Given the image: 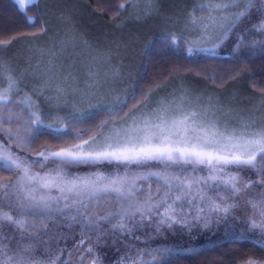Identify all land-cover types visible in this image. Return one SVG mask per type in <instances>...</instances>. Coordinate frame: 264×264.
<instances>
[{
	"label": "snow or ice",
	"instance_id": "snow-or-ice-1",
	"mask_svg": "<svg viewBox=\"0 0 264 264\" xmlns=\"http://www.w3.org/2000/svg\"><path fill=\"white\" fill-rule=\"evenodd\" d=\"M243 2L201 3L188 14L186 28L219 48L225 42L221 36H230L256 6L255 0H247L241 8ZM18 3L23 10L35 0ZM259 3L264 11V0ZM197 12L207 15L197 19ZM255 30L264 32V19ZM178 39L173 34L171 43ZM9 43L0 41V47ZM256 47L264 51V43L254 42L253 50ZM199 50L188 48L189 54ZM43 54L48 55L47 62L37 61L32 68V74L42 80V91L53 92L65 103L71 100L74 109L83 104L89 105L88 110L102 108L108 119L88 139L78 133L80 142L57 151L38 152L31 160L13 152L12 145L21 151L31 147L35 131L42 126L40 113L33 111L28 123L15 134L0 128L7 137V144L0 143V169L16 176L10 185H0L3 196L15 202L22 216L31 215L40 222L28 225L21 216L0 208V264H57L65 251L59 243L68 239L65 230L72 232L77 227L82 237H95V245L86 249L92 264H101L98 248L108 246L109 239L117 252L118 243L127 249L116 264H144L145 255L152 256L154 264L161 250L138 247L135 241L141 236L137 233L210 230L214 224L238 219L236 209L241 206L242 194L252 210L244 221L246 231L259 230L264 236V188L258 196H248L252 186L264 185V124L258 125L255 119H241L238 124L222 119L224 105L212 95L193 96L181 90L157 96L159 84H150L147 91L124 88L110 103H93L112 86L107 76L90 72L81 86L71 73L64 74L56 51ZM18 84L12 70L0 63V104L9 101ZM258 160V179H244L243 170L255 169ZM73 167L89 170L73 173ZM8 207L13 211L11 203ZM4 221L20 235L5 233ZM84 242L81 239L80 244ZM41 245L46 246L47 255L37 259L35 253ZM245 264L256 261L249 259Z\"/></svg>",
	"mask_w": 264,
	"mask_h": 264
},
{
	"label": "rangeland",
	"instance_id": "rangeland-1",
	"mask_svg": "<svg viewBox=\"0 0 264 264\" xmlns=\"http://www.w3.org/2000/svg\"><path fill=\"white\" fill-rule=\"evenodd\" d=\"M15 1L19 6L18 0ZM195 1V7L201 3H209V1L203 0ZM246 2L247 0H244L241 8L245 7ZM255 2L257 5L251 9V15L245 17L230 36H221V39L225 41L222 44H226L225 48H232L238 39L244 44L241 36H245L251 30L253 33L257 32L255 29L261 19H264V11L260 10L259 0H255ZM35 3L38 4L43 19L44 28L42 33L37 38L11 41L7 47H0V63L7 65L19 79L18 88L9 94V101L6 104H0V106L2 105L0 107V128L4 131L11 129L13 134L28 123L29 116L33 111L40 113L42 126L55 129H63L67 124H70L69 122L80 117L85 118L97 112H104L102 108L88 110V104H83L74 109L71 100L65 103L63 100H57L53 92L46 89L42 91V80L32 74V68L36 66L37 61L46 63L49 57L47 54L42 55V53H47L48 50L52 49L58 54L57 63L63 66L64 74L71 73L73 77L78 78L81 86L86 82L90 72L99 73L101 77L107 76L112 81V86L106 88L103 94H98L93 103L102 105L110 103L116 96V91L123 87L126 81L132 79L129 70L134 64L139 43L132 34L134 30L129 24L140 20L137 17L144 13L150 15L153 12L154 1L130 0V5L125 7L121 17L113 25L105 27L102 23L96 21L91 10L75 0H67L66 3L35 0ZM28 5L30 4L25 5L24 9ZM182 9L184 8L182 7ZM182 9L175 12L173 19H171L173 22L171 21V24H167L168 26L162 28L160 33L163 36H170V38L174 34L194 48L216 49L214 48L215 42H206L207 38L200 39L197 31L186 28V20L189 18L188 14L190 12L184 14ZM206 15V12H197L196 18L200 19ZM259 42L264 43V32H262L261 41ZM242 44V48L250 46L249 44L242 46ZM248 49L252 50V47ZM227 68L229 69L230 66ZM232 68L244 70L240 65L232 66ZM224 69H217L216 72L220 74L216 75L213 74L214 72L205 73L203 70L193 71L195 70L193 69L192 76L189 75L185 78L184 76H175L171 78L160 86L155 95L167 96L181 90L188 91L193 96L212 95L217 97L219 103L224 105L222 119L229 120L233 124H238L241 119H255L258 125L264 124V98L258 99L255 93L247 89L243 83H234L236 81L230 83L231 79L226 80L225 74L227 71ZM257 73L260 74V71L258 72V69L255 68V74ZM239 75L240 72L235 77H239ZM214 79L217 81L216 83H213ZM3 86L7 87L6 80L3 81ZM24 110L26 114L23 113ZM105 119L107 120L108 116ZM0 139H2V143L7 144V137L3 133H0ZM260 164L261 162L258 160L255 169L243 170L241 173L243 178L257 180ZM261 188H264V185L255 184L248 190V196H258ZM246 199L247 197L242 194L240 198L241 206L236 209L238 219L229 220L226 224L220 226L214 224L210 230H197L191 234L179 229L162 234L141 232L137 233L141 236V240L135 241V243L140 248L145 241L169 243L175 240L183 242L182 245H184L187 244L186 242L194 240V237L205 241L206 239L217 238L216 235L221 237L227 235L235 239L249 238L264 243V236L260 234L259 230L246 231L247 225L244 221L252 211L246 205ZM75 230H79V228L77 227ZM65 231L67 232V230ZM63 242V240L60 241L59 245ZM108 243V246L100 245L98 248V252L101 248V258L104 263H106V260L112 259L120 253L123 254L127 250L123 243H118L117 246L120 251L117 252L116 248L111 246V239ZM54 248H56L55 243H53ZM40 250L44 255H47L46 246L41 245L37 251ZM161 252L168 255L166 248ZM152 262L153 257H150L144 264H153ZM69 264L79 263L72 259ZM83 264H92V261L88 259Z\"/></svg>",
	"mask_w": 264,
	"mask_h": 264
},
{
	"label": "trees",
	"instance_id": "trees-1",
	"mask_svg": "<svg viewBox=\"0 0 264 264\" xmlns=\"http://www.w3.org/2000/svg\"><path fill=\"white\" fill-rule=\"evenodd\" d=\"M51 1L66 3L67 0ZM75 1L91 10L96 21L102 23L104 27L113 25L121 17L125 7L130 5V0ZM152 1H154L153 12L150 15L144 13L137 17L140 20L129 24L134 30L132 34L136 37L139 45L134 64L129 70L132 79L126 81V84L116 91V94L129 87L143 88L144 91H147L150 84L162 86L175 76H184V78L189 75L192 76L193 71L203 70L205 73L214 72L213 74L216 75L220 74L216 72L217 69L225 68L224 70L227 71L225 74L226 80L231 79L230 83L234 81H236L234 83H243L247 89L255 93L258 99L264 98V51H261L259 47H256L255 50L253 48L252 50L248 49L252 47L254 42L257 44L262 43L259 42L261 41L262 32L253 33L251 30L245 36H241L244 44L240 42L238 45L236 43L232 48H225L226 44H224L219 48L209 49L211 51L205 50V48H197L201 50L189 54V45L185 41L179 39L176 44H172L170 36H163L160 30L173 22L171 19H173L175 12L181 10L182 7L184 8L182 9L184 14L192 12L196 1ZM121 4L125 5L123 9L120 8ZM43 28V19L37 3L30 4L22 10L15 0H0V41L11 42L29 38L34 39L42 33ZM165 37H168V39L165 40ZM241 44L242 46L248 44L250 46L242 48ZM231 52L233 55H231ZM236 65H240L244 70L232 68V66ZM229 66L230 68L228 69L227 67ZM255 68L258 69V72L260 71V74H255ZM238 72H240L239 77H235ZM130 107L131 105H129ZM127 110L125 109V111ZM23 113L26 114L25 110ZM105 118H107V114L104 111L85 118L80 117L69 122L70 124H67L63 129L40 126L35 131V139L30 148L21 151L19 147L13 144L12 150L19 155L27 156L31 160L36 158L38 152L45 150L56 151L69 147L74 143L80 142L76 139L78 133H83L82 139H88L106 120ZM2 142V139H0V143ZM51 166L54 167V165ZM260 169L261 164L258 171ZM36 170L40 171L39 168ZM88 170L86 167H73L70 169L73 173L81 174L86 173ZM15 179L16 176L12 172L0 169V185H10ZM2 182L4 183L2 184ZM3 192L4 189L0 187V208L3 211L9 212V214L14 216H21L28 225L34 223L39 225L40 222L34 220L31 215L22 216L15 202L11 201L10 198L4 197ZM10 203L13 211L9 210L8 205ZM2 230L8 235H20L18 229L8 226L7 221L3 222ZM66 234L68 235L67 241L59 245V248H63L65 251L60 255L57 264H69L72 259H75L76 263L79 264H83L88 259L90 260L91 254H87L86 249L90 245H95V237L93 236L91 239L82 237L79 230L66 232ZM215 237L217 238L206 239L205 241L194 237V240L188 241L184 245H182L183 242L175 240L169 243L145 241L141 248L161 250L166 248L168 250V255L161 254L155 257L154 264H245L249 259L255 260L256 264H264L263 242L249 238L235 239L227 235L223 237L216 235ZM81 239L85 241L82 245L80 244ZM54 249L56 250V248ZM35 255L37 259L46 257L41 250L36 251ZM82 255L83 259H81ZM98 255L102 264H116L122 254L120 253L112 259L106 260V263L102 261L101 248ZM150 257L152 256L145 255L143 258L144 262L148 261Z\"/></svg>",
	"mask_w": 264,
	"mask_h": 264
}]
</instances>
